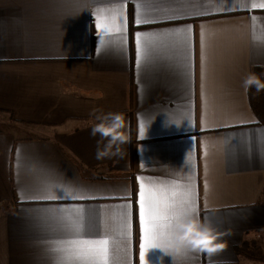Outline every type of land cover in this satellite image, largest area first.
<instances>
[{
    "label": "crops",
    "instance_id": "0c3cea01",
    "mask_svg": "<svg viewBox=\"0 0 264 264\" xmlns=\"http://www.w3.org/2000/svg\"><path fill=\"white\" fill-rule=\"evenodd\" d=\"M178 2L196 4L199 14L161 11ZM146 3L155 5L142 7L150 22L137 26V6ZM262 3L231 0L225 12V0H0V264H61L54 249L70 237L35 209L78 204L93 218L103 206L110 235L131 213L127 256L140 264L137 176L166 185L190 179L196 216L225 242L213 253L174 258L152 247L146 264H264L235 251L264 243V127L244 85L253 68L264 73ZM117 4L127 18L126 43L97 54L96 15ZM186 25L187 43L168 34ZM138 31L156 34L140 68ZM110 111L123 113L128 142L122 157L97 160L104 139L90 130L97 113ZM45 183L46 194L57 195L55 185L79 186L73 194L87 199H31ZM122 195L131 209L118 207Z\"/></svg>",
    "mask_w": 264,
    "mask_h": 264
},
{
    "label": "snow or ice",
    "instance_id": "6c2138e0",
    "mask_svg": "<svg viewBox=\"0 0 264 264\" xmlns=\"http://www.w3.org/2000/svg\"><path fill=\"white\" fill-rule=\"evenodd\" d=\"M231 0H225V7L221 11L230 10ZM126 4V0H125ZM69 7H72L69 5ZM142 7L155 8L153 3L137 6L136 17L134 23L139 26L149 23L145 18ZM252 9L257 5L253 3ZM264 8V3L260 5ZM197 5L194 3H176L174 7L161 10L165 15H175L177 13H187L193 11V14H199L194 10ZM95 29L103 48L99 45L96 49L97 54H104L109 49L119 44V50H123L126 43L125 33L127 31V18L123 11V5L117 4L110 10V14L96 15ZM192 25H186L183 28H177L168 33L169 35L183 36L185 43L191 32ZM116 36L120 37L118 42H105L104 37ZM156 34L148 32L135 33V60L137 67L143 65L146 55L154 46V38ZM201 46L203 48L205 33L203 26L201 27ZM141 137L145 134L143 124L139 129ZM190 164V160H189ZM143 167V165H141ZM138 192L135 201L138 206L139 218V262L146 264L145 253L149 248L158 247L157 238L161 234L170 235L175 221L182 215H197V199L196 192L192 187L191 180L183 185L163 183H154L146 181L143 176H137ZM57 195L46 194L47 184L45 183L41 190L30 193V198L40 201L57 200L67 197L72 200H85L87 197L82 195H74L82 189L79 186L73 187L71 190L64 188L62 185H55ZM130 195V194H129ZM122 201L118 207L121 209H131L133 201L125 196H120ZM35 211L41 214L45 219H49L62 231L69 235V239L59 242V246L54 249L58 254L61 264H118L123 257L124 264H130L128 261V237L131 228V213L121 214L123 227L114 235L108 232V223L110 217L106 218L103 206L91 216L84 204L74 206L69 210L63 207L57 208H37ZM222 249V248H220ZM218 251V250H217ZM189 252H206L199 249L186 248L181 254L188 255ZM216 252V251H215ZM209 253V252H206ZM174 258V256H173Z\"/></svg>",
    "mask_w": 264,
    "mask_h": 264
},
{
    "label": "clouds",
    "instance_id": "9594fccd",
    "mask_svg": "<svg viewBox=\"0 0 264 264\" xmlns=\"http://www.w3.org/2000/svg\"><path fill=\"white\" fill-rule=\"evenodd\" d=\"M245 87L255 86L257 91L264 88L254 73H249L244 80ZM97 123L90 130L92 136L99 135L104 139L101 145L97 141L95 158L97 160L112 156L124 155L121 146L128 142L124 132L125 117L121 112H99L96 115ZM221 233L210 223L202 221L196 215H182L175 221L171 234H161L157 238V246L173 256L181 254L186 248L199 249L213 253L225 246L220 240Z\"/></svg>",
    "mask_w": 264,
    "mask_h": 264
},
{
    "label": "trees",
    "instance_id": "16d2710c",
    "mask_svg": "<svg viewBox=\"0 0 264 264\" xmlns=\"http://www.w3.org/2000/svg\"><path fill=\"white\" fill-rule=\"evenodd\" d=\"M253 73L259 78L261 82H264V73L262 72L261 68H253ZM247 98L257 123L264 127V88H262L260 91H257L254 85L248 86ZM235 251L244 257L264 263V252L261 246L254 242H244L240 246H237Z\"/></svg>",
    "mask_w": 264,
    "mask_h": 264
},
{
    "label": "rangeland",
    "instance_id": "374dc122",
    "mask_svg": "<svg viewBox=\"0 0 264 264\" xmlns=\"http://www.w3.org/2000/svg\"><path fill=\"white\" fill-rule=\"evenodd\" d=\"M248 243H252V242H254V243H256V244H258V245H260L258 242H256V241H247ZM263 242H264V239H263ZM262 245V246H261ZM260 246H261V248H262V250H263V252H264V243H262ZM247 258V257H246ZM259 262V261H258ZM262 263V262H261Z\"/></svg>",
    "mask_w": 264,
    "mask_h": 264
}]
</instances>
